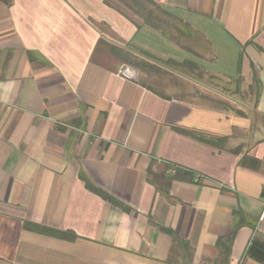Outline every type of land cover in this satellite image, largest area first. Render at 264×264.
Returning a JSON list of instances; mask_svg holds the SVG:
<instances>
[{"label":"crops","instance_id":"1","mask_svg":"<svg viewBox=\"0 0 264 264\" xmlns=\"http://www.w3.org/2000/svg\"><path fill=\"white\" fill-rule=\"evenodd\" d=\"M151 2L0 0V264H264V0Z\"/></svg>","mask_w":264,"mask_h":264},{"label":"trees","instance_id":"2","mask_svg":"<svg viewBox=\"0 0 264 264\" xmlns=\"http://www.w3.org/2000/svg\"><path fill=\"white\" fill-rule=\"evenodd\" d=\"M2 1L5 3L9 2V0H2ZM143 3H144V7L142 4L141 5L139 4L136 9L132 8L134 10V13L137 14L138 16H140L143 19L145 24L162 31V29L160 28V26H161L160 24L163 23V19L161 17L165 16L166 13L164 11H161V10L154 12V11L149 10L147 7H145L146 6L145 3L152 5L151 0H143ZM164 23H165V21H164ZM113 52L118 54V52L115 50H113ZM126 59H127V63H129V65L133 69H136L140 72L141 71L142 72L150 71L153 69L152 65H150L149 63H147L144 60H140L138 58H135L134 56L129 57V55H128V58H126ZM180 66H183V64ZM170 169L171 170L174 169L175 171L180 172V174L183 173V172L178 170V167L171 166V165L167 164L165 166V170L161 173H154L153 171L148 170V172H147L148 183H150L157 191H159L163 194L167 193L171 181L175 178V176L171 177V176L166 175ZM85 186L87 189H89L90 191H92L93 193H95L99 197H101L104 201L110 202L112 200L111 197L106 192L102 191L101 189L94 187L87 180H85ZM24 228L30 229L33 231H37V232H40V233H43V234H46L49 236L62 238V239H71L72 238L71 236L67 235L66 233H62L59 231H53L51 229L40 227V226L30 224V223H25Z\"/></svg>","mask_w":264,"mask_h":264},{"label":"built area","instance_id":"3","mask_svg":"<svg viewBox=\"0 0 264 264\" xmlns=\"http://www.w3.org/2000/svg\"><path fill=\"white\" fill-rule=\"evenodd\" d=\"M118 73L127 78V79H135L136 78V73L133 70H130L127 67H121L118 71ZM264 205V204H263Z\"/></svg>","mask_w":264,"mask_h":264},{"label":"rangeland","instance_id":"4","mask_svg":"<svg viewBox=\"0 0 264 264\" xmlns=\"http://www.w3.org/2000/svg\"><path fill=\"white\" fill-rule=\"evenodd\" d=\"M127 64H128L127 66H130L129 63H127ZM130 67H131V66H130ZM155 77H156L155 75H152V76H151V75H150V76H148V75H147V76H146V75L143 76V75H142V76L140 77V79L149 82V81L152 80V78H155ZM241 85H242V82L240 83V86H241ZM244 93H245V92H244Z\"/></svg>","mask_w":264,"mask_h":264}]
</instances>
